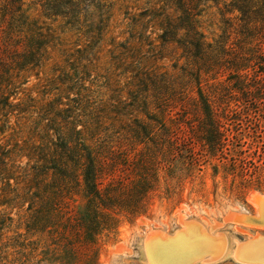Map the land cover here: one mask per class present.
Returning a JSON list of instances; mask_svg holds the SVG:
<instances>
[{
    "label": "rangeland",
    "instance_id": "rangeland-1",
    "mask_svg": "<svg viewBox=\"0 0 264 264\" xmlns=\"http://www.w3.org/2000/svg\"><path fill=\"white\" fill-rule=\"evenodd\" d=\"M21 1L28 26H16L7 35L0 22V53L6 36L13 38L12 46L20 51L22 47L15 43L33 25L52 39L39 68L9 73L15 91L10 97L12 109L21 103L27 110L0 112V144L10 150L6 164L12 173L9 181L0 174V264H63L64 247L85 246L83 229L77 224L86 203L83 186L68 185L63 190L53 183L51 171L46 176L34 170L44 162L40 157L49 160L58 153L54 145L58 135L74 141V130H80L83 141L96 151L106 145L110 151L127 153L129 160L146 150L155 151L156 176L153 172L154 176H147L154 187L143 199L145 214L132 219L112 211L114 229L102 228L95 236L97 264H147L140 255L145 235L154 231L160 240L151 243H162L181 229L180 217L203 224L200 234L196 233L202 241L211 234L239 242L264 238V227L242 223L245 216L261 218L249 199L254 193L264 194V90L254 92L256 104L249 105L232 87L234 81H226L228 71L205 73L203 60L186 66L181 47L176 42L164 44L160 38L168 21L178 16L163 0H105L87 8L82 13L86 18L80 15V24L73 27L62 17L45 16L36 0ZM221 1L228 0L206 3L195 18L202 40L213 45L231 34L225 48L246 56L253 53L258 40L240 36L236 21L226 29L223 18L232 20L238 12L222 16ZM99 18L105 19L100 36L95 29ZM182 36L181 30L176 40ZM261 47L264 52V44ZM247 69L253 78V71ZM167 79L183 92V110L179 104L171 112L165 109ZM198 89L228 129L221 152L209 151L193 138L202 134L201 127H207ZM173 135L192 137L197 160L188 164L184 156L189 153L180 147L184 158L176 156L169 173L161 155ZM132 167L115 174H128L138 183L141 173H131ZM57 200L63 203L60 222L74 224L77 236L59 235L61 228L55 231L54 219L45 228L34 224L36 209L44 211ZM189 229L198 232L194 226ZM232 259L197 264H240Z\"/></svg>",
    "mask_w": 264,
    "mask_h": 264
},
{
    "label": "trees",
    "instance_id": "trees-1",
    "mask_svg": "<svg viewBox=\"0 0 264 264\" xmlns=\"http://www.w3.org/2000/svg\"><path fill=\"white\" fill-rule=\"evenodd\" d=\"M39 3L45 16L62 17L66 20V24L75 26L80 24V15L86 18L85 13L87 8L94 5H100L99 2L105 0H36ZM166 4L172 6L178 16L175 20L168 21L167 31L161 35V40L164 44L176 42L182 49V55L186 59V66L190 64H198L197 60H203L202 66H205V73L215 71V73L227 72L226 81H234L233 88L237 89L245 101L251 105L256 104L252 95L256 91L264 90V52H261L264 44V0H228L221 1L223 9H220L222 16L231 14L234 11L238 12V16L223 18L226 29H230L231 23L236 21L239 26L240 36L246 38H253L258 40L253 53L244 55L240 52L233 51L232 48H225L227 42L230 40L231 34L227 38H219L214 44L206 43L203 36L198 33L195 28V18L200 15L203 7L208 2L219 4L220 0H163ZM104 6V4H102ZM26 18L22 12L21 0H0V22L4 24L7 29V35L16 27H26ZM233 21V22H231ZM32 26V25H31ZM105 28V19L99 18L95 29L98 34L103 32ZM183 31V36L176 40V36L180 31ZM30 33L24 32L23 40L17 41L15 46H20L19 51L12 46L13 38L6 36L8 39L2 44L0 53V112L7 109H12L13 105L10 102V97L15 95L12 88L11 70H24L39 68L45 58L46 48L52 37L48 34H43L40 28H28ZM256 35V38H255ZM24 43H23V42ZM209 52L210 54H207ZM212 53V55H211ZM203 57H206L204 59ZM189 61L191 63H189ZM250 68L254 75L249 78L247 72ZM247 69V70H246ZM199 70H201L199 68ZM198 70V73H199ZM242 72H245L241 75ZM261 76V78H259ZM251 77V76H250ZM251 79V83H245V80ZM175 83L172 80H166L164 83V106L165 109L171 112L177 108L183 110L182 91L174 88ZM232 88V89H233ZM252 88V89H251ZM264 94V93H263ZM199 104L201 105L203 120L207 121V127H201V135L195 136L196 142H199L203 148L209 151H220L227 141L225 136L228 129L221 124L220 114L214 111L212 102L202 94L201 89H198ZM218 98V93L214 96ZM21 103L16 104L14 109L19 113H25L27 106H21ZM68 111V108L64 110ZM231 114H236V111H230ZM238 129L241 128L240 123H237ZM144 130V129H143ZM74 141L63 138L58 135V143L54 144L57 148L54 157L47 160L40 157L44 162L40 168L34 167V170L41 172V174L48 175L51 171L53 183L64 190L68 185L70 187L83 186L85 190L86 203L79 211V226L83 229V238L85 246L78 248H63V264H74L75 262H83L82 264H97L96 249H93L95 244V236L102 229H114L116 220L114 218L115 212L123 213L128 217L134 219L145 214V204L143 199H146L149 191L154 187L149 182L148 177L156 176L154 167L156 165L155 151L146 150L142 155L137 157L134 155L131 160L128 159L127 153H117V151H110L106 145H101L99 150L91 148L87 145L82 137L80 130H74ZM173 142H168L167 151L161 155L162 162L166 164V169L169 173L173 172L174 165L172 162L175 157H183L180 147H183L185 152L189 155L184 156L188 160V164H192L197 160L193 152V140L189 137H177L173 135ZM234 138L239 143L240 139ZM169 140V139H168ZM179 145L173 146V143ZM238 145V144H237ZM157 148V146H156ZM148 149V148H147ZM161 149H157L160 151ZM10 150L4 148L0 144V174H5V179L9 181L12 173L8 171L6 159L8 158ZM177 154V155H175ZM183 157V158H184ZM232 161L235 160L232 158ZM160 163V162H159ZM120 165L124 168L121 169ZM135 171V175L141 173L140 182H135L130 175H117L115 172L123 170ZM33 168V167H32ZM154 171V172H153ZM38 172L36 176H38ZM154 174H153V173ZM130 173V174H131ZM40 175V174H39ZM9 185V183H8ZM55 193V192H54ZM51 193V194H54ZM47 204L44 211L41 208L36 209V216L34 224L45 228L54 219L56 230L61 228L59 235H66V233H73L75 236L78 232L75 230L74 224H71L69 229L63 222H60L62 216L63 203L61 200ZM111 212V213H110ZM90 248V250H89ZM89 250V251H88ZM89 253H91L89 255Z\"/></svg>",
    "mask_w": 264,
    "mask_h": 264
},
{
    "label": "bare ground",
    "instance_id": "bare-ground-1",
    "mask_svg": "<svg viewBox=\"0 0 264 264\" xmlns=\"http://www.w3.org/2000/svg\"><path fill=\"white\" fill-rule=\"evenodd\" d=\"M249 200L258 208V216L262 217L264 215V194L254 193ZM180 218L181 229L173 236L162 239V243H151L152 239L160 240L154 231L145 235L140 245V255L147 264H197L199 261L216 263L227 257H232V260L240 264H260L259 262L264 260V238L239 242L236 238L213 237V234L208 236L209 233H205L208 234V238L202 241L196 237V233H199L203 224L185 222L184 217ZM189 225L196 227L198 232L191 231Z\"/></svg>",
    "mask_w": 264,
    "mask_h": 264
},
{
    "label": "water",
    "instance_id": "water-1",
    "mask_svg": "<svg viewBox=\"0 0 264 264\" xmlns=\"http://www.w3.org/2000/svg\"><path fill=\"white\" fill-rule=\"evenodd\" d=\"M238 216H242V215H238ZM242 223H250V224H253L256 226L264 227V215L260 219L254 218V216H245L244 222H242ZM247 263H255V262H247ZM259 263L264 264V260L262 262H259ZM256 264H258V263H256Z\"/></svg>",
    "mask_w": 264,
    "mask_h": 264
}]
</instances>
